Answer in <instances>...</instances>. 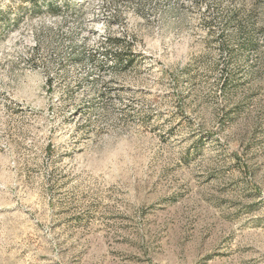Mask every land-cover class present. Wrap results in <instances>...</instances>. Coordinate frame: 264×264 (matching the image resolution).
Returning <instances> with one entry per match:
<instances>
[{
    "label": "rangeland",
    "instance_id": "374dc122",
    "mask_svg": "<svg viewBox=\"0 0 264 264\" xmlns=\"http://www.w3.org/2000/svg\"><path fill=\"white\" fill-rule=\"evenodd\" d=\"M0 264H264V0H0Z\"/></svg>",
    "mask_w": 264,
    "mask_h": 264
}]
</instances>
